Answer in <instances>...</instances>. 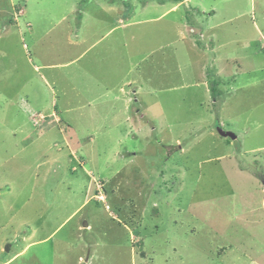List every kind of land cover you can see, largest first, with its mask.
<instances>
[{"label":"rangeland","instance_id":"obj_1","mask_svg":"<svg viewBox=\"0 0 264 264\" xmlns=\"http://www.w3.org/2000/svg\"><path fill=\"white\" fill-rule=\"evenodd\" d=\"M262 146L264 0H0V264H264Z\"/></svg>","mask_w":264,"mask_h":264},{"label":"water","instance_id":"obj_2","mask_svg":"<svg viewBox=\"0 0 264 264\" xmlns=\"http://www.w3.org/2000/svg\"><path fill=\"white\" fill-rule=\"evenodd\" d=\"M221 134L223 135H228L230 136L231 138H235V134H233L232 132H223V131H220ZM5 250H8V246H6Z\"/></svg>","mask_w":264,"mask_h":264},{"label":"crops","instance_id":"obj_3","mask_svg":"<svg viewBox=\"0 0 264 264\" xmlns=\"http://www.w3.org/2000/svg\"><path fill=\"white\" fill-rule=\"evenodd\" d=\"M18 1H20V0H18ZM144 7V6H143ZM169 9H167L165 12H167ZM18 18V17H17ZM262 149V148H264V146H262V147H258V148H256V149Z\"/></svg>","mask_w":264,"mask_h":264}]
</instances>
